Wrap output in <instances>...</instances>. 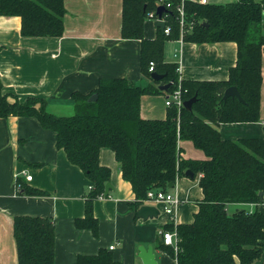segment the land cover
I'll return each mask as SVG.
<instances>
[{
  "label": "trees",
  "instance_id": "16d2710c",
  "mask_svg": "<svg viewBox=\"0 0 264 264\" xmlns=\"http://www.w3.org/2000/svg\"><path fill=\"white\" fill-rule=\"evenodd\" d=\"M171 4V8L167 5ZM182 0H167L164 30L154 40L144 36L149 13H156L158 0H124L122 37L141 40V73L151 79L144 87L126 79H102L89 95L74 93L75 114H52L47 101L28 98L21 102L4 91L0 77V118H35L56 135L57 147L69 162L79 167L91 182L86 195L84 218L75 220L79 230L99 234L94 203L105 198L112 171L101 166L100 152L111 149L123 179L135 195L131 205L137 213L152 190L171 191L187 171L200 179L204 198L191 224L176 226L180 239L176 253L161 241L158 247L176 264H255L264 256V214L244 210L229 214V204H264V139L224 140L221 124L256 123L261 120V90L264 56V0H239L226 5L185 2L184 42L202 44L235 43L237 63L227 81L181 80L184 102L197 97L192 111L168 108L165 120H148L141 115L144 96L168 95L180 82L179 64L165 60V45L180 39L178 7ZM67 10L64 0H0V17L20 18L23 37L60 38L65 32ZM165 29V28H164ZM151 63L154 71L150 72ZM166 75L156 82L152 74ZM171 84L168 92L159 89ZM235 86L243 101L228 99L225 91ZM98 95L96 102L89 99ZM203 152L204 159L181 157L183 143ZM201 175V176H200ZM19 194L42 197L48 193L17 179ZM174 223L164 227L173 231ZM14 236L19 264H55L56 231L52 218L17 216ZM77 264H122L112 253L101 250L95 256H79Z\"/></svg>",
  "mask_w": 264,
  "mask_h": 264
},
{
  "label": "crops",
  "instance_id": "0c3cea01",
  "mask_svg": "<svg viewBox=\"0 0 264 264\" xmlns=\"http://www.w3.org/2000/svg\"><path fill=\"white\" fill-rule=\"evenodd\" d=\"M64 1L67 14L60 38L23 37L20 18L0 17V77L6 93L21 102L31 97L45 99L50 113L68 117L75 114L72 95L91 94L102 79H126L144 87L151 84L152 80L141 73L142 41L122 37L124 0ZM155 24V19H147L145 39L154 40L162 32ZM166 46L174 58L173 62L166 61L179 64L185 80L227 81L237 63V45L231 42L198 45L171 40L165 51ZM262 72L261 120L221 124L218 129L224 140L264 139V56ZM166 98L164 94L144 96L142 117L165 120ZM181 157L205 158L189 142L183 143ZM100 163L111 169L114 190L94 203L99 222V234L95 236L75 225L76 219L85 217V197L91 182L58 149L55 133L44 129L35 118H0V264H19L14 236L17 216L53 219L55 264H77L79 256H95L101 250L111 252L122 264H144L139 257L142 246L153 247L158 264H176L158 247L163 242L164 227L173 223L164 206L145 203L159 208L160 216L140 219L131 206L135 202L132 186L123 179L114 152L103 148ZM25 173L33 177L32 181H27ZM19 177L48 196L19 194ZM171 191L181 200L175 225L193 223L204 198L200 179L179 177ZM227 210L231 215L242 210L264 214V204H229Z\"/></svg>",
  "mask_w": 264,
  "mask_h": 264
},
{
  "label": "built area",
  "instance_id": "2783aa9c",
  "mask_svg": "<svg viewBox=\"0 0 264 264\" xmlns=\"http://www.w3.org/2000/svg\"><path fill=\"white\" fill-rule=\"evenodd\" d=\"M187 1L195 2L200 5H209L212 3L211 0H182V4L177 9L178 14H179V23H180V39L179 40L181 42H184V36L189 31L186 29L187 22H186V15H185V2ZM167 8H171V4H168ZM148 17L150 19H155L156 22L159 20L157 13H149ZM167 18L168 16L162 15L161 21L166 23ZM164 33L166 36H170L171 28L169 26L167 27L165 26ZM153 67H154V64L151 63L150 72L154 71ZM178 72L179 74L181 73L180 65H179ZM181 80L183 79L180 76V82H179L178 88L172 93H169L166 98V106L168 108L176 107L179 112H181L182 108L184 107V103H185L183 100L184 91L182 90ZM25 176H26L27 181H32L33 179L32 176L26 173H25ZM91 187L92 186H90V189ZM146 203L162 204L164 206V212L173 218V223L175 225V222H174L175 220L174 217L176 216L175 211L181 205V200L179 199L177 193H174L172 191L165 192L162 190H156V191L152 190L148 192V200L146 201ZM176 226L177 225H175V229L173 231H164L161 233V235L163 236L164 245L173 247V249L177 253L179 249L180 239H179V236L176 230ZM110 249L113 250L114 246L111 247Z\"/></svg>",
  "mask_w": 264,
  "mask_h": 264
},
{
  "label": "water",
  "instance_id": "95a60500",
  "mask_svg": "<svg viewBox=\"0 0 264 264\" xmlns=\"http://www.w3.org/2000/svg\"><path fill=\"white\" fill-rule=\"evenodd\" d=\"M165 7L164 6H159L157 9V15L159 17V20L156 22V27L161 28L162 30H164L165 28V23L161 21L162 15L165 12ZM166 75H159L158 73H153L152 74V79L156 82L161 81L162 79L165 78ZM171 87V84H167V85H161L159 86V89L162 92H168L169 88ZM228 99H238L240 102H244L243 98L238 90L237 87L232 86L229 87L223 96V100L224 102H227ZM98 100V95L94 94L89 101L90 102H96ZM197 101V97L195 96L194 98L186 101L184 103V108L191 112L193 105L195 104V102ZM186 176L190 177V178H194V174L191 171H187L186 172ZM174 184H170L169 185V189H173L174 188ZM113 191L114 188L112 186L111 183H108L106 186V191H105V198L109 197L110 191ZM264 193L261 192L260 193V197H263ZM160 216V210L159 208H157L156 206H152V205H144L142 206L139 211H138V217L140 219L143 220H148V219H154V218H158ZM139 257L143 260L144 264H158L157 260H156V255L153 251V247L149 246L148 248L146 247H139ZM255 264H264V256L262 257L261 260H259L258 262H256Z\"/></svg>",
  "mask_w": 264,
  "mask_h": 264
},
{
  "label": "rangeland",
  "instance_id": "374dc122",
  "mask_svg": "<svg viewBox=\"0 0 264 264\" xmlns=\"http://www.w3.org/2000/svg\"><path fill=\"white\" fill-rule=\"evenodd\" d=\"M160 2V4L163 6V4L167 1V0H158ZM239 0H211L212 3L214 4H218V5H226V4H229V3H233V2H237ZM256 1H261V0H256ZM148 19H150L148 17ZM170 47L168 48L166 46V51L164 53L165 55V60L167 59V61L169 62H173L174 58H173V51H171V54H170ZM169 53V55H168ZM74 114V113H73ZM261 115H262V111H261ZM262 117V116H261Z\"/></svg>",
  "mask_w": 264,
  "mask_h": 264
}]
</instances>
